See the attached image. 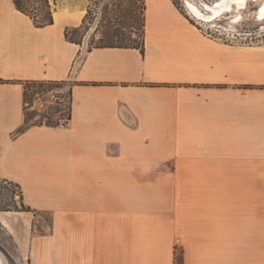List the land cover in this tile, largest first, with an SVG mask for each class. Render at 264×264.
Masks as SVG:
<instances>
[{"label": "crops", "instance_id": "obj_1", "mask_svg": "<svg viewBox=\"0 0 264 264\" xmlns=\"http://www.w3.org/2000/svg\"><path fill=\"white\" fill-rule=\"evenodd\" d=\"M145 1L144 51L66 37L0 0V177L69 218V264H264V41L228 42ZM61 82L66 123L27 124V84Z\"/></svg>", "mask_w": 264, "mask_h": 264}, {"label": "rangeland", "instance_id": "obj_2", "mask_svg": "<svg viewBox=\"0 0 264 264\" xmlns=\"http://www.w3.org/2000/svg\"><path fill=\"white\" fill-rule=\"evenodd\" d=\"M31 5V9L42 6L43 14L49 9L54 13L62 5L76 4L84 9L85 16L79 27L68 28L70 37L77 42L87 41L89 46L118 44L121 33L133 36L141 41V20L143 0H22ZM46 1L50 8L46 7ZM182 10L188 9L187 1L205 9V3L213 4L217 0H175ZM258 4L250 2L243 9L244 17L233 23L223 14L216 24L197 17L186 16L203 31L212 36L224 38L228 42L254 44L264 41V20L256 16ZM117 36V38H116ZM131 43V41H126ZM61 82H40L27 84V101L31 102L37 93L52 88L62 90L61 100L56 103L40 104L41 110L27 109V124L56 123L68 118L71 110L70 93L63 89ZM9 212L5 218L6 226L0 220V264H69V218H56L51 212L33 209L24 200L21 187L14 182L6 183L0 177V213ZM175 264L183 263V255L176 245Z\"/></svg>", "mask_w": 264, "mask_h": 264}, {"label": "bare ground", "instance_id": "obj_3", "mask_svg": "<svg viewBox=\"0 0 264 264\" xmlns=\"http://www.w3.org/2000/svg\"><path fill=\"white\" fill-rule=\"evenodd\" d=\"M250 2L258 4L256 10V16L262 19L264 16V0H217L213 4L205 3V10L201 9L198 5L187 1L188 10L191 16L197 17L198 19L208 21L210 23L216 24L217 20L223 17V14H229L232 12L231 16H227L232 19L233 23H238L243 17V9H245ZM264 20V19H263ZM9 212L0 213V220L9 226L5 216ZM1 263V259H0Z\"/></svg>", "mask_w": 264, "mask_h": 264}, {"label": "trees", "instance_id": "obj_4", "mask_svg": "<svg viewBox=\"0 0 264 264\" xmlns=\"http://www.w3.org/2000/svg\"><path fill=\"white\" fill-rule=\"evenodd\" d=\"M15 4L16 6L23 11L24 13L28 14L34 21L36 26L39 27H43V26H47L49 24H52L54 22V15L52 13V11L49 9L50 8V4L48 3V1H46V7L49 9L47 12H45L43 14V9L42 6L35 8V9H31V5L29 6L28 3H24L22 0H15ZM143 14H142V20H141V41H137V39L133 36V31H131L129 34L127 33H121V35H119V39H122L123 41H121V43L118 44H105V45H116V46H128V47H138L141 48L142 51H144V44H145V16H144V12H145V1L143 0ZM66 37L68 39H71L72 41H76L74 40L75 38H72L69 36L68 32L66 31ZM117 38V36H116ZM126 41H131V43H126ZM77 42V41H76ZM17 185V184H16ZM19 187V185H18Z\"/></svg>", "mask_w": 264, "mask_h": 264}, {"label": "built area", "instance_id": "obj_5", "mask_svg": "<svg viewBox=\"0 0 264 264\" xmlns=\"http://www.w3.org/2000/svg\"><path fill=\"white\" fill-rule=\"evenodd\" d=\"M179 7L181 8V6H179ZM181 10H182V8H181ZM184 11L186 12V14L188 16H190L191 18H193V16H191V14H190V12H189L188 9H184ZM184 11H183V13L185 14ZM61 92H62V90H59L58 88H52V89H48L46 91H43L42 94L45 95L46 98L41 97L40 93H37L36 94V97L31 102H28L26 100V107H27V109H28V106H30L32 109L41 110L40 104L44 103L45 100H46L45 102H52V103H56L59 100H61ZM68 120H69V117L68 118H65V119H62L61 118L59 120V122H56V123H46V122L45 123L46 124H50V125H54V124H60L61 122L66 123V122H68ZM42 123H44V122H42ZM4 180H5L6 183H12V181H10L8 179H5L4 178Z\"/></svg>", "mask_w": 264, "mask_h": 264}, {"label": "snow or ice", "instance_id": "obj_6", "mask_svg": "<svg viewBox=\"0 0 264 264\" xmlns=\"http://www.w3.org/2000/svg\"><path fill=\"white\" fill-rule=\"evenodd\" d=\"M241 2H243V0H241ZM262 19H264V16H262Z\"/></svg>", "mask_w": 264, "mask_h": 264}]
</instances>
